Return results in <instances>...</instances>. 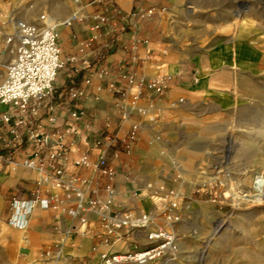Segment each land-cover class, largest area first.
Instances as JSON below:
<instances>
[{"label":"crops","instance_id":"crops-1","mask_svg":"<svg viewBox=\"0 0 264 264\" xmlns=\"http://www.w3.org/2000/svg\"><path fill=\"white\" fill-rule=\"evenodd\" d=\"M17 2L0 0V15L14 10ZM67 7L69 15L80 9L83 19L60 31L66 65L59 73L57 87L43 101L42 120L34 128L47 134L51 115L48 106H58L56 135L47 137L50 146L59 142V136L63 139L56 168H63L66 178L77 175L87 181L82 184L86 199H105L106 187L113 184L118 209L155 211L166 204L167 192L175 187H185L190 200L200 202L193 196L192 182H180V170L170 159L177 164L202 157L195 149L203 144L202 133L209 134L210 118L198 112L197 96L203 97L204 104L210 95L218 96L222 111L241 103V99L233 103L222 90L227 80L251 78L250 72L234 71L238 66L264 61V49L256 44L264 40V15L247 0H82L80 6L69 0ZM151 8L156 10L153 16L133 18L138 9ZM101 14L107 22L96 18ZM160 67L170 76L166 93L158 97L147 92L141 101H157L164 108L153 126L130 113L123 94L98 90L108 85L124 89L127 73L150 79ZM83 89L87 91L83 99L70 97L71 91ZM179 97L186 99L185 105L170 108L169 103ZM5 110L7 107L0 108V112ZM75 110L84 113L80 121L70 117ZM124 112L130 113L127 119ZM136 123L144 127L131 143L129 137ZM26 129L20 127L22 132ZM31 153L25 143L14 155L16 169H0V224L15 230L11 240L16 250L13 264H103L102 251L126 253L145 245L143 233L125 231L120 240L106 236L93 211L88 214V223L77 227V221L68 215L72 203L62 185L36 187L38 171L21 165ZM84 155L92 159L104 156L108 166L115 169L114 180L111 182L101 169L76 168L75 161ZM37 188L43 198H53L51 206H36L25 230L10 226L12 203L33 199Z\"/></svg>","mask_w":264,"mask_h":264},{"label":"built area","instance_id":"built-area-1","mask_svg":"<svg viewBox=\"0 0 264 264\" xmlns=\"http://www.w3.org/2000/svg\"><path fill=\"white\" fill-rule=\"evenodd\" d=\"M106 0H92L93 3H103ZM80 6L82 0H71ZM36 6L28 3L23 6L22 12L29 15ZM155 9H138L133 13V18L142 20L155 14ZM21 13L13 10L1 15L0 28V68L3 75L0 78V108L7 110L0 112V169L10 167L16 169L17 163L14 155L25 143L29 144L32 153L22 160L21 165L27 169L36 170L40 174L36 187L44 185H62L66 198L72 203L68 215L77 221V227L83 228L88 223V214L96 212L99 225L108 237L120 240L124 232L139 235L144 234L145 245L126 253L115 252L112 249L102 251L100 259L103 264H173L179 253V236L176 225L182 221L183 199L182 188L173 189L166 194V204L155 211H138L135 209H118L115 206L116 190L113 184L106 187L105 199H86L82 184L85 179L74 175L66 178L67 173L63 168H56L60 159V150L63 148L62 137L58 143L50 146L47 137L55 136L58 128V106L50 105L51 115L48 119L49 130L39 133L34 129L42 120L43 101L50 97L59 73L64 69L66 62L60 46V31L70 26L73 22L83 19L80 9H76L65 18L55 17L49 12L40 13L37 17H20ZM96 18L102 23L107 22L103 14ZM11 27V30H9ZM103 74H107L104 72ZM169 75L158 69L152 78L137 77L135 74L124 75V89L115 85L99 87V92L109 93L115 90L123 94L130 105V113L138 114L146 120L149 126L155 125L164 108L157 105V101L142 104L147 92L162 97L167 91ZM87 84L90 81H86ZM87 91L73 90L70 97L81 100ZM185 104V99L179 97L169 103L172 109ZM14 111L20 114L15 115ZM129 112H124L123 118L127 119ZM84 113L79 110L71 111L70 117L76 121L83 118ZM109 125L111 123L109 122ZM26 126L22 132L20 127ZM144 125L133 124L129 140L135 142L138 132ZM88 129L89 126H86ZM50 149L45 152L44 149ZM75 167H91L101 169L102 174L112 182L115 178V169L108 166L104 156L92 159L84 155L75 161ZM53 169V172L51 170ZM264 183L262 177H257L256 185ZM53 198L46 199L41 196L40 188L35 190V197L31 200H15L11 205L9 225L25 230L28 218L36 206L49 208ZM76 229V227H75Z\"/></svg>","mask_w":264,"mask_h":264},{"label":"rangeland","instance_id":"rangeland-1","mask_svg":"<svg viewBox=\"0 0 264 264\" xmlns=\"http://www.w3.org/2000/svg\"><path fill=\"white\" fill-rule=\"evenodd\" d=\"M247 1L264 15V0ZM28 3L36 6L29 15L22 12ZM68 3L69 0H18L14 10L24 18H35L46 11L65 18L69 15ZM1 22L2 18L0 28ZM256 44L264 49V40ZM238 68L234 71L250 72L251 78L225 81L222 93L233 103L241 99L240 104L226 106L222 111L218 96L210 95L209 106L201 102L202 96H197L198 112L210 118L209 134L202 133L203 144L195 149L202 157L183 159L177 164L170 159L173 167L180 170V182L191 181L194 198L201 200H190L185 187L170 189L182 188L183 192L182 221L175 227L179 253L173 264H264V197L255 196L259 193L257 177L264 179V61ZM58 81L59 77L54 89ZM209 170L213 171L208 173ZM193 182L200 184L193 187ZM14 235L15 230L0 224V264L14 263Z\"/></svg>","mask_w":264,"mask_h":264},{"label":"bare ground","instance_id":"bare-ground-1","mask_svg":"<svg viewBox=\"0 0 264 264\" xmlns=\"http://www.w3.org/2000/svg\"><path fill=\"white\" fill-rule=\"evenodd\" d=\"M256 188L257 189H259L258 190V194L257 195H255V196H258V197H264V183H262V184H258L257 186H256Z\"/></svg>","mask_w":264,"mask_h":264}]
</instances>
